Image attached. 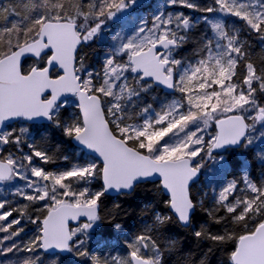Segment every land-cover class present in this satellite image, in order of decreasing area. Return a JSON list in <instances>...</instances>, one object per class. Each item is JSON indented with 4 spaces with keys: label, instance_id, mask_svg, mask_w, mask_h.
<instances>
[{
    "label": "snow or ice",
    "instance_id": "1",
    "mask_svg": "<svg viewBox=\"0 0 264 264\" xmlns=\"http://www.w3.org/2000/svg\"><path fill=\"white\" fill-rule=\"evenodd\" d=\"M0 0V264H264V0Z\"/></svg>",
    "mask_w": 264,
    "mask_h": 264
},
{
    "label": "trees",
    "instance_id": "2",
    "mask_svg": "<svg viewBox=\"0 0 264 264\" xmlns=\"http://www.w3.org/2000/svg\"><path fill=\"white\" fill-rule=\"evenodd\" d=\"M158 1L152 0L149 4L146 5V7L143 9V11L146 13L148 11H150L153 6L155 5V3H157Z\"/></svg>",
    "mask_w": 264,
    "mask_h": 264
},
{
    "label": "rangeland",
    "instance_id": "3",
    "mask_svg": "<svg viewBox=\"0 0 264 264\" xmlns=\"http://www.w3.org/2000/svg\"><path fill=\"white\" fill-rule=\"evenodd\" d=\"M152 0H145L146 5L149 4ZM158 1V0H155ZM156 4V3H155Z\"/></svg>",
    "mask_w": 264,
    "mask_h": 264
}]
</instances>
